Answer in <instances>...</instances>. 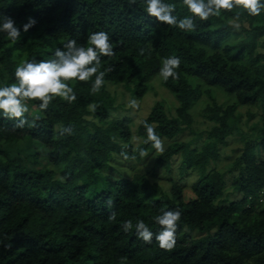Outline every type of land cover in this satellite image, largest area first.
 Here are the masks:
<instances>
[{"label": "trees", "instance_id": "trees-1", "mask_svg": "<svg viewBox=\"0 0 264 264\" xmlns=\"http://www.w3.org/2000/svg\"><path fill=\"white\" fill-rule=\"evenodd\" d=\"M165 3L176 5L178 18L190 15L182 0ZM145 7L144 0L131 6L127 0H0V12L21 29L16 41L0 33V87L15 82L22 61L52 59L70 39L87 46L95 31L108 33L114 51L101 57L100 70L112 71L99 92L91 93L92 77L69 82L77 96L72 103L57 97L41 110L39 101H30L29 123L41 117L35 127L14 129L15 121L0 113V264H264V116L257 141L244 134L229 169L238 172L232 184L242 197L218 203L227 187V173L216 167L220 151L241 129L237 105H220L213 95L217 89L237 104L260 105L264 111V10L250 16L233 9L184 32L158 23ZM29 17L36 23L24 32ZM233 22L240 24L238 30ZM169 56L181 60L179 79H162L178 100L177 114L169 116L158 101L139 123L142 141L134 146L131 118L110 117L115 98L106 82H135V95L141 97ZM204 95L212 99L205 110L213 123L206 140L201 145L174 140L155 159L156 167L168 171L176 155H182L186 170L214 161L193 184L196 198L187 201L179 184L168 195L143 173H110L116 171L113 160L124 159L122 152L132 161V156L142 159L141 148L155 150L144 143L145 120L159 138L172 140L192 126V108ZM62 126L71 127L72 134L61 136ZM109 198L111 208L105 203ZM161 208L182 213L171 251L161 249L155 237L152 244L143 243L134 227L122 228L128 219L134 226L143 219L158 232L153 218ZM111 212L116 213L112 221Z\"/></svg>", "mask_w": 264, "mask_h": 264}, {"label": "clouds", "instance_id": "clouds-1", "mask_svg": "<svg viewBox=\"0 0 264 264\" xmlns=\"http://www.w3.org/2000/svg\"><path fill=\"white\" fill-rule=\"evenodd\" d=\"M137 0H127L131 6ZM146 13L154 17L158 23L166 24L178 28L184 32L196 30L197 21L206 22L212 17H219L223 12H232L233 9H242L250 16H259L264 10V0H182L190 15L178 18L176 5L165 3V0H144ZM241 13L235 14V19L239 20ZM36 23L32 17L23 24V31L27 32ZM231 27L240 28L239 23L233 22ZM0 33H5L12 41L21 37V29L16 26L14 19L0 12ZM144 49L140 54H144ZM150 54V50H149ZM114 55L113 46L110 38L105 31H95L87 37V46L78 43L75 39L68 40L63 48H56L54 58L41 59L36 61L30 59L22 61L15 68V82L0 87V113L3 117L15 121L14 129H23L25 125L35 127V121L40 119L34 116L32 123H29L26 113L30 112L29 102L39 101L41 110H47L52 101L59 97L60 99L72 103L77 99L70 81L88 82L95 77L92 83L91 93L95 94L104 86V77L112 68L108 67L101 71V57H111ZM181 60L178 56H169L162 59V66L159 75L166 82L169 78L179 79ZM129 106L133 109L139 107L138 102L133 99L129 101ZM96 105L91 106L95 111ZM147 133V139L144 143L151 142L157 152L163 153V142L156 134L153 125L146 120L143 122ZM61 136L71 135L73 129L69 126H62L58 129ZM121 155L125 160L129 159L127 153ZM141 158L148 155L147 150L139 149ZM131 159H135L132 156ZM107 207L111 208L113 202L111 198L105 201ZM182 213L179 209H160V213L153 219L160 226L156 233L150 229L143 219H137L135 226L131 219L123 222L122 228L125 232H130L135 228V235L145 244H152L153 237L159 247L166 251H171L176 245V233L178 222L181 220ZM108 219H116V213L111 212ZM10 247V245H6Z\"/></svg>", "mask_w": 264, "mask_h": 264}, {"label": "rangeland", "instance_id": "rangeland-1", "mask_svg": "<svg viewBox=\"0 0 264 264\" xmlns=\"http://www.w3.org/2000/svg\"><path fill=\"white\" fill-rule=\"evenodd\" d=\"M150 90L141 97H136V84L133 83H114L106 82V88L115 98V107L110 112L112 119L129 117L131 118L132 143L138 146L142 138L137 135L139 123L144 120L151 112L153 106L161 101L165 105V109L169 116L177 114L176 108L178 100L175 95L162 84V77L155 76L150 82ZM213 95L215 100L220 105L227 106L236 104L235 114L240 116L239 126L240 131H236L228 138L226 145L221 148V156L216 167L223 172H226L227 187L225 195L218 203H225L231 200L241 198L242 194L235 190L232 184V179L238 172H229L230 166L240 154V149L244 145V134H250L254 141H257L259 128L263 125L264 111L260 105L237 104L235 98L229 97L223 92L214 89ZM135 99L139 107L133 109L129 106V101ZM212 104V99L208 95H204L192 108L194 122L192 126L180 133L174 139L165 137L160 138L163 142L164 150L168 145L176 140L179 142H192L195 145H201L207 138L208 130L212 127V121L206 117V107ZM159 152L155 150L148 151V155L141 160L127 161L121 158H115L112 162L116 171L110 173L123 176H132L135 173L146 174L152 182L158 183L163 190L171 195V189L174 184L181 185L184 197L188 201L196 198V193L193 190V184L197 182L204 172L209 171L214 165V161L205 168H193L186 170L181 167L182 155H176L172 159L171 170L156 167L155 159ZM118 172V173H117ZM264 208V202L262 203Z\"/></svg>", "mask_w": 264, "mask_h": 264}, {"label": "built area", "instance_id": "built-area-1", "mask_svg": "<svg viewBox=\"0 0 264 264\" xmlns=\"http://www.w3.org/2000/svg\"><path fill=\"white\" fill-rule=\"evenodd\" d=\"M261 194H262V197L260 200L263 201L264 200V190H262Z\"/></svg>", "mask_w": 264, "mask_h": 264}]
</instances>
